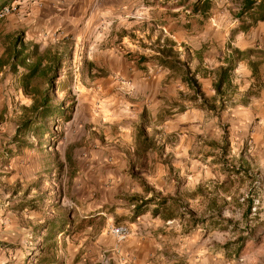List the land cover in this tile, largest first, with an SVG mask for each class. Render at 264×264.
Returning <instances> with one entry per match:
<instances>
[{
    "label": "rangeland",
    "instance_id": "obj_1",
    "mask_svg": "<svg viewBox=\"0 0 264 264\" xmlns=\"http://www.w3.org/2000/svg\"><path fill=\"white\" fill-rule=\"evenodd\" d=\"M37 1L6 5L9 11L0 17V32L22 33L23 41L38 44L39 52L49 46L61 53L50 95L51 104H60L65 116L48 117L49 124L58 123L54 140L21 129L23 109L32 103L22 81L27 69L0 70V264H28L42 246V255L53 259L47 264H127L114 257L127 237L118 240L111 228L123 225L128 235L132 231L133 177L122 174L138 173L144 165L132 149L135 125L146 135L153 131L147 129L143 108H132L142 94V83L132 82L133 71L142 74L147 66L137 65L129 55L156 56L154 42L159 37L162 43L165 36L175 40L177 51L183 49L179 42L200 45L208 39L223 44L226 52L227 43L234 46L242 34L232 33L240 21L229 10L231 0H211L204 14L192 12V0H132L110 8L109 14L104 10L79 19L71 16L66 27L51 23L36 31ZM180 58L185 59L184 52ZM153 64H148L149 73L162 66ZM235 69L230 91L239 86ZM230 101L226 96L223 106L237 103ZM231 130L223 129L228 142L219 147L217 162L224 170L239 171L241 164L231 159L239 150L228 138L237 130ZM253 132L251 124L245 131L247 146L253 144ZM48 140L51 143L44 145ZM198 180L199 200L183 202L179 214L192 228H162L167 233L161 241L163 256L176 260L174 264H208L207 259L213 264H264V223L255 222L262 189L254 193L249 217V212L244 214L253 181L227 178L222 171ZM256 185L261 187L258 181ZM58 214L67 215L64 231L47 241L55 247L47 246L44 232L34 231Z\"/></svg>",
    "mask_w": 264,
    "mask_h": 264
},
{
    "label": "crops",
    "instance_id": "obj_2",
    "mask_svg": "<svg viewBox=\"0 0 264 264\" xmlns=\"http://www.w3.org/2000/svg\"><path fill=\"white\" fill-rule=\"evenodd\" d=\"M126 1L132 0H38L34 26L36 31L46 28L51 23V25L59 23L66 27V22L71 16L79 19L81 16H93V13L104 10L109 14L110 8L118 4L123 5ZM252 27L257 29L254 33L243 34L249 33ZM239 32L242 34L238 35L233 47L239 50L253 49L255 51L253 59L259 60L260 64L256 75L253 76L246 61L238 62L235 71L239 75L237 78L239 86L233 87L234 90L230 91L231 83L236 80V77L235 79L230 77V84L225 87L222 97L215 95L213 90L212 70L223 64V58L228 50L226 48V52L223 51V44L218 41L211 42L207 39L200 45H192L191 40L190 43L186 41L178 43L183 45L187 43L190 46L192 53L189 68L195 73L200 84L204 103L199 97L190 100L192 92L180 73L163 66L149 73L148 64L154 66L153 63L158 62V59L144 62L147 67L142 74L140 71H133L132 82L142 83V94L140 102L132 104V108L135 110L134 106H141L144 112L142 117L147 113L149 118L147 129H153L147 137L153 147L137 150L135 139L137 128L141 126L135 125L132 149L144 165L138 173L129 174L125 170L122 175L143 178L144 188L136 179L130 180L133 192L131 199H134L129 203L132 231L120 244V249H116L118 253L114 254L116 260L120 259L127 264H174L176 260H169L163 256L161 241L172 224L181 228L187 226L192 228L190 221L187 222L184 217L179 216L183 202L199 200L198 177L214 176L219 171L227 178L242 176L248 178L250 182L253 181L250 185L253 187L251 198L248 199L244 216L248 212V216H251L254 193L262 189L263 201L258 208L260 211L256 214L258 219L255 222L264 223V71H261L264 69V21L256 22L245 31H232L233 34ZM133 60L136 61L135 58ZM141 66L143 68V65ZM241 80L244 81L242 86ZM249 90L253 93L247 95ZM226 96L231 98L230 102L237 103L223 106L221 101L224 103ZM251 124L254 130L253 144L247 146L244 143L245 131ZM225 126L237 130L236 134L230 132L228 138L239 150L238 153L230 155L231 159L241 164L239 171L224 170L217 162L219 147L228 142L223 132ZM224 156L228 157L229 154ZM256 181L261 187L256 185ZM145 188L149 191L147 192ZM152 195L153 200L146 203ZM162 198L166 200L163 202ZM213 200L211 197L209 202L212 204ZM135 205L142 211L137 215L134 214ZM210 260L207 259L208 264H213Z\"/></svg>",
    "mask_w": 264,
    "mask_h": 264
},
{
    "label": "trees",
    "instance_id": "obj_3",
    "mask_svg": "<svg viewBox=\"0 0 264 264\" xmlns=\"http://www.w3.org/2000/svg\"><path fill=\"white\" fill-rule=\"evenodd\" d=\"M13 1L14 0H0V8L4 5H10ZM179 1L181 3L185 2V0ZM231 4L229 10L232 16L240 21V25L233 31H245L256 22L264 21V0H231ZM211 5V0H192V12H201L204 14L208 11ZM245 17H248L250 21H245ZM159 42L160 40L158 37L154 42L156 46H154L153 49L157 53L156 56L130 54L129 56L132 57L131 60L135 58L137 65L141 66L144 62L158 59L160 65L168 68L170 71L180 73L183 81L187 83V87L192 92V95L189 97L191 101L199 97L204 103L200 84L195 77V73L191 72L188 65L191 60V54L188 49L183 44H179L183 49L177 51V43L167 36L163 38L162 43ZM226 48L228 52L223 58V64L212 70L214 78L212 87L215 95L220 97L223 96L225 87L230 84L231 72L235 69L238 62L246 61L253 76L256 75L260 64L259 60L253 59V54L255 52L253 49L239 50L237 47H233L229 43H227ZM182 52H184L185 59L180 58ZM33 56H35V58L32 59ZM61 64V53L58 54L56 51H52L51 47H45L44 50L39 52L38 44L23 41L22 33L0 32V70L6 66H8L13 72L17 71L18 66L27 69L23 74L22 81L24 90L31 95L32 103L29 107H24L23 109L24 116L20 128L51 135V140L57 132L56 127L58 126V123L54 126L52 125V122L49 124L50 120L48 117L59 120L65 116L64 108H62L60 104H51L52 96L50 95V90L54 86L53 80L57 76ZM252 93L253 92L249 90L247 95ZM221 104L223 105V101H221ZM51 140L45 141L43 144L48 145L51 143ZM135 142L137 150L139 151L153 147V144L145 134L143 127L137 128ZM133 178L141 183V185L143 184L144 188V182L141 177L134 176ZM145 190L147 192L149 191L147 188H145ZM162 199L160 200L162 201ZM131 200L134 201V199ZM151 200H153V195L146 200V203ZM165 200L166 198L163 199V202ZM137 201L138 200H136V202ZM140 212L142 211L139 210L138 205H135L134 214L137 215ZM66 217L67 215L65 214H58L57 217L46 220L38 229H36V231H34V233L37 234L36 232L42 230V232H44L42 238L46 241V245L49 246L50 244V246L55 247L53 242L48 243L47 241L55 237L54 235L56 232L64 231ZM43 248L44 247L42 246L39 249L38 254H31L33 260H30L27 263L47 264L51 262L53 260L51 257L42 255Z\"/></svg>",
    "mask_w": 264,
    "mask_h": 264
},
{
    "label": "built area",
    "instance_id": "obj_4",
    "mask_svg": "<svg viewBox=\"0 0 264 264\" xmlns=\"http://www.w3.org/2000/svg\"><path fill=\"white\" fill-rule=\"evenodd\" d=\"M8 11H9L8 6H6V5L2 6L0 8V17L5 15L6 13H8ZM111 232L118 240L125 239L128 235V229L126 226H123V225H118V226L112 227Z\"/></svg>",
    "mask_w": 264,
    "mask_h": 264
}]
</instances>
